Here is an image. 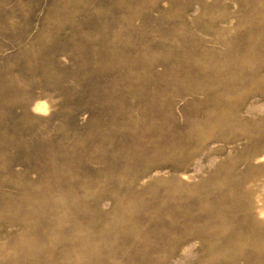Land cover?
<instances>
[{
  "label": "rangeland",
  "instance_id": "obj_1",
  "mask_svg": "<svg viewBox=\"0 0 264 264\" xmlns=\"http://www.w3.org/2000/svg\"><path fill=\"white\" fill-rule=\"evenodd\" d=\"M0 264H264V0H0Z\"/></svg>",
  "mask_w": 264,
  "mask_h": 264
}]
</instances>
